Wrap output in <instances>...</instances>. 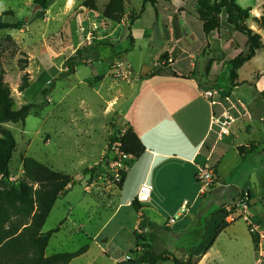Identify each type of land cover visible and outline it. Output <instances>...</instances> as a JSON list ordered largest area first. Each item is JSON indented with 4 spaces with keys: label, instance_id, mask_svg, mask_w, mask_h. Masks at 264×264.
<instances>
[{
    "label": "rangeland",
    "instance_id": "rangeland-1",
    "mask_svg": "<svg viewBox=\"0 0 264 264\" xmlns=\"http://www.w3.org/2000/svg\"><path fill=\"white\" fill-rule=\"evenodd\" d=\"M86 1L49 0L47 9L42 10L33 0H0V14L12 12V16L3 17L4 22H25L21 31L0 32V70L10 87L14 109L44 104L42 109H33L23 123L3 125L12 133L16 149L10 162V177L0 179V189L17 188L23 178L22 161L26 157L77 181L58 199L42 229L45 233L59 227L49 241L46 256L74 252L88 245V253L75 264H140L137 260L147 249L176 258L169 250L184 244L185 250L181 252H192L193 246L202 241L200 237L207 226L200 250L204 252L213 244L199 264H264V242L253 245L242 220H229L232 225L215 233L210 218L224 214V208L229 204L219 200L218 193L212 191L215 184L187 215L189 227L178 224L170 230V226L164 228V223L175 213H185L186 210L180 209L182 196L189 193L190 185L195 190L199 187L192 179L190 184H185L184 191L174 192L175 197L159 199L160 205L151 201L145 204L153 208L150 217L163 227L161 231L142 230L139 215L131 204L125 206V202L136 198L146 173L143 162L128 165L117 146L108 148L110 139L127 129L123 115H129V102L145 68L185 73L191 69L190 59L178 60L186 56L184 51H195L194 46L199 43L200 26L193 17L196 0L159 1L155 8L149 3L143 4V0H124L123 15L115 20L103 15L109 0H94L96 11L84 7ZM237 4L251 9L248 24L256 31L252 19L264 15V0H237ZM132 16L137 19L133 23ZM221 19L222 29L210 36L211 44L203 39L202 51L205 53H197L192 58L195 63L192 73L204 78L210 91L217 92L215 100L228 108L232 106L229 63L247 52V43L246 37L226 23L224 13ZM190 23L195 35L184 39L181 31L186 33V25ZM178 35L179 42L176 41ZM261 37L264 43V30ZM211 45L214 57L220 55V60L213 71L210 67L207 72ZM257 54V59L239 71L241 79L250 80L248 84L255 85L264 75L261 68L264 51ZM163 55L165 59H161ZM70 61L75 63L73 70L67 66ZM25 74L29 75V88L19 92ZM261 83L264 87V79ZM237 87L234 98L247 107L252 133L261 131V127L264 130V119L262 125L259 122L264 116V92L255 93L248 85ZM43 90H48L45 96ZM239 109L243 111L242 107ZM132 110L130 108V115ZM232 113L237 115L235 109ZM244 123L245 120L235 123L230 135L223 137L229 139L236 132H248ZM245 138L241 136L239 140L243 142ZM251 144H255L257 151L243 159L234 144H228V140L220 143L222 148L229 147L225 162L220 165L225 184L236 182L240 188L241 181L237 180L243 172L254 169L259 176L264 171V137ZM86 169H91L97 177L93 182H89V174L83 175ZM121 172H126V179L120 189ZM175 183L178 187L179 183ZM255 197L258 202L251 210L260 219L264 215V189ZM174 219L178 220V217ZM97 232V241L102 242L99 246L94 241ZM65 240H68L67 244ZM193 261L196 262L194 258Z\"/></svg>",
    "mask_w": 264,
    "mask_h": 264
},
{
    "label": "crops",
    "instance_id": "crops-1",
    "mask_svg": "<svg viewBox=\"0 0 264 264\" xmlns=\"http://www.w3.org/2000/svg\"><path fill=\"white\" fill-rule=\"evenodd\" d=\"M193 17L197 25L200 26V33H198L197 36L199 43L197 46H194L195 51H184L186 56L181 57L178 60L182 62L190 59L191 69L185 73L184 71L177 72L173 70L158 72L156 71L157 69L154 71V68H151L150 71L152 72L149 75L143 77V79H140L136 85L135 92L128 105L129 115L126 116L124 114L123 117L125 121V127L127 129H133V131L140 138L146 150L139 158L134 159L130 156H126L125 159L127 160L128 165L130 163L131 165H135L139 162H143L146 173L140 185L147 184L151 187V196L148 202L151 201L152 204L156 203L157 205H160L159 199H169L175 197L173 196L174 192L179 191L180 189L184 191L183 188H185V184H190V179L195 180L196 182V172L198 167H209L214 170L217 176V182L212 191L218 193L219 197H221L218 198L219 200H225L228 203L241 198L240 191L242 187L249 182L250 175L253 173L256 175L259 190L257 192H249V194L254 197L250 201L251 210V208L258 202L257 198L255 197L256 193L261 192L262 189H264V171H261L259 176L254 169H250L247 173L243 172L241 177L237 180L241 181L242 187L240 188L237 186L238 184H236V182L234 184H225L220 165L225 162L224 160L229 147L225 146L222 148L219 145L223 141L228 140V144H234L236 149L238 147H244L248 149L251 142L263 136L262 133L264 130L261 127V131H256L255 134L252 133L250 122L247 119L249 117L247 107L243 104L244 102L234 98V92L239 88L237 87L232 89L230 92V99L233 100V102L236 101V103L234 104L231 100L230 103L237 112V115L234 114V116L237 117L236 123L240 120H245L244 126H248V132H243V134L236 132V134L233 136L231 135L229 139H226L227 137L218 139L217 128L212 124V117L213 114L219 113L221 111L223 108L222 103L220 100H218L220 107H212L209 103V100L204 97V93L211 90L207 82L204 80V78H200L199 76H196V74L192 73V70L195 66L192 58H195V54L202 52L203 39L208 40L210 43L209 38L213 33L205 37L202 33V25L197 19L196 10ZM186 26L188 28L186 33L185 30L181 31L182 38L184 39L195 35V30L192 29V24L190 23ZM176 38H178L176 40L177 42L181 40L179 35L176 36ZM176 49H178V47ZM210 49L211 52L208 60H215L211 66V70L213 71L215 67H217V63L220 60V55L219 57H214L212 45L210 46ZM257 58L258 54L246 64H251ZM261 68L264 71V64L261 66ZM239 71V81L237 83H248L250 80L241 79ZM174 75L177 77H184L185 79H180L177 77L175 78ZM260 79L261 80H258L252 88L253 92L255 93L264 92V87L261 83V81L264 79V75ZM240 107H242L243 111L239 109ZM130 108H133L131 115ZM263 119L264 116L259 120L260 125H262L261 122ZM241 136L246 137L243 142L239 140ZM255 151H257V149ZM127 169H129V166ZM175 182L179 183L178 187L176 186ZM187 188H189V186ZM189 189L190 191L187 190V193L189 191V195L186 194L182 196L183 201L180 205V209H182L184 203H188L185 213L180 215L178 212L175 213L174 216L171 215L169 217H178V220H175L173 225L182 224L186 228L189 227L190 225L187 215L190 214L191 209H193V206L200 199V197L204 196V194L210 191L211 188L203 194H201L199 187L195 190L194 186L191 187L190 185ZM130 203V200H126L125 206H128V204L130 205ZM145 204L141 205L143 208L139 212H136L133 209L134 212L139 215L140 221L145 219L148 223L147 227H145L143 230H148L150 228L161 231L160 229L163 226L156 223L154 218L150 217L153 208L146 207ZM251 213L254 216L253 221L255 220L264 222L263 214L261 215V218L258 219V216L255 212L251 210ZM169 218L165 221L164 228L167 226ZM210 219L212 220L211 222L213 225H215V233H220L226 227L232 225V223L229 222L230 218L226 214H215L212 215ZM226 221L229 223H226ZM173 225L169 227L170 230ZM206 228L207 226L204 227V232H202L200 237L202 241ZM98 237L99 234L97 232L94 241L99 246V243L102 242L98 243ZM67 242L68 240H65L64 243L67 244ZM201 242L195 246L193 250V257L197 264L203 261L213 244L211 243L209 249L203 252L200 250ZM86 246L88 248L87 252L78 258H75L69 264H75L77 262L76 260H82V257H84L90 249L88 245ZM176 248L177 247L173 246V248L169 250V253L174 254L177 259L186 257L188 253L186 254V252H181L185 250L184 244L183 246L181 245L177 249Z\"/></svg>",
    "mask_w": 264,
    "mask_h": 264
},
{
    "label": "trees",
    "instance_id": "trees-1",
    "mask_svg": "<svg viewBox=\"0 0 264 264\" xmlns=\"http://www.w3.org/2000/svg\"><path fill=\"white\" fill-rule=\"evenodd\" d=\"M49 0H33L34 5L42 10H46ZM160 0H143V4L149 3L155 8ZM172 3L174 0H161ZM197 19L202 25V33L205 37L222 29L221 15L225 13L226 23L234 31L246 37L247 52L241 53L230 61V82L231 89L239 85L248 83H237L238 71L258 52L264 50L261 33L264 30V15L258 19L254 17L252 21L256 24L257 30L254 31L248 24L250 20V8H241L237 0H196ZM84 7L91 11H96L97 7L94 0L84 2ZM264 9V7H263ZM155 13H156V9ZM124 0H109L103 15L109 20H115L123 15ZM4 16H12V12L0 14V32L2 31H21L24 29L25 22L17 21L8 23L3 21ZM131 23L136 21L131 17ZM133 44V39H130ZM209 45H206L208 49ZM1 47V43H0ZM205 49V48H204ZM202 53H205L204 50ZM163 55L161 59H165ZM215 60L208 61L207 72ZM68 68L73 70L74 61L67 64ZM176 78L177 76L174 75ZM185 79L184 77H177ZM140 79H143L141 76ZM254 87V84H248ZM29 88V75L25 74L18 87L19 92ZM48 90H43L45 96ZM47 104V102H45ZM44 104L25 105L19 110L14 109V101L11 97L9 85L4 81V74L0 70V179L10 177V162L16 149L15 139L12 133L3 127L4 124L23 123L33 109H42ZM264 137V135H263ZM117 144V149L122 156H130L134 159L139 158L144 152L145 147L138 135L132 128H128L124 133H118L116 137L110 139L108 148ZM256 150L255 144H250L248 149L238 147L237 151L244 159L247 154ZM264 151V150H263ZM23 178L19 181L16 189L3 187L0 189V264H69L75 258L87 252V246H84L76 252H60L46 256L51 237L59 231V227L49 230L45 233L42 229L58 199L65 196L67 192L77 183L74 178L36 161L33 158L26 157L22 161ZM89 174V182H93L97 177L93 175L91 169L83 171V175ZM126 179V172L120 173V189ZM254 197L249 194L248 200ZM132 208L139 212L143 207L136 201V198L130 203ZM143 218V217H141ZM148 223L142 219V230ZM253 245L259 244V237L250 234ZM145 241V239H143ZM186 257L181 259L173 258L165 254H156L147 249L142 251L137 263L140 264H160L171 262L172 264H197L193 261V250Z\"/></svg>",
    "mask_w": 264,
    "mask_h": 264
},
{
    "label": "built area",
    "instance_id": "built-area-1",
    "mask_svg": "<svg viewBox=\"0 0 264 264\" xmlns=\"http://www.w3.org/2000/svg\"><path fill=\"white\" fill-rule=\"evenodd\" d=\"M216 95L217 92L215 91H207L204 93V97L209 100V103L212 107H220V103L215 100ZM233 109V106L228 108L223 107L219 113L213 114L212 124L217 128L218 139H221L223 136L230 135L231 127L237 121V117H235L232 113ZM115 146H117V144ZM123 157L126 158V156ZM196 182L199 185L201 194H203L208 191L213 184H216L217 176L212 168L198 167L196 172ZM248 195H245L243 198H238L227 204L224 208V214H227L231 221H234L235 219L242 220L245 223L249 233L257 235L259 237V242H264V222L255 220L253 221L254 216L250 210V201L248 200ZM150 196L151 187L147 184L140 185L136 194V201L140 205H143L148 202ZM187 205L188 203L185 202L182 206V210H186ZM174 223L175 219L171 218L168 220L167 226H171Z\"/></svg>",
    "mask_w": 264,
    "mask_h": 264
},
{
    "label": "water",
    "instance_id": "water-1",
    "mask_svg": "<svg viewBox=\"0 0 264 264\" xmlns=\"http://www.w3.org/2000/svg\"><path fill=\"white\" fill-rule=\"evenodd\" d=\"M258 33H261V31L259 30ZM149 71L150 69L146 70L145 68L141 75L145 77ZM258 190V181L256 179V175L252 174L249 182L245 186H243L240 191L241 198H243L245 195H248L250 191L257 192Z\"/></svg>",
    "mask_w": 264,
    "mask_h": 264
}]
</instances>
